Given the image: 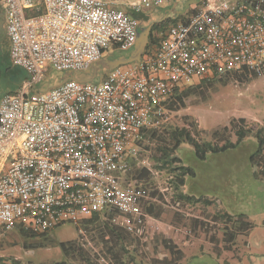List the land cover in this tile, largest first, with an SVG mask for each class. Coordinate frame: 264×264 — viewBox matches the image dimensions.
Returning a JSON list of instances; mask_svg holds the SVG:
<instances>
[{"label":"built area","instance_id":"built-area-1","mask_svg":"<svg viewBox=\"0 0 264 264\" xmlns=\"http://www.w3.org/2000/svg\"><path fill=\"white\" fill-rule=\"evenodd\" d=\"M169 1L123 9L108 0H0L12 63L28 74L19 92L0 101V238L18 227L79 224L104 209L144 234L147 191L124 175L144 132L166 117L167 99L185 78L264 66V0H204L139 61L98 81L73 78L31 91L47 65L82 72L111 46L132 49L140 26L132 12Z\"/></svg>","mask_w":264,"mask_h":264},{"label":"rangeland","instance_id":"rangeland-1","mask_svg":"<svg viewBox=\"0 0 264 264\" xmlns=\"http://www.w3.org/2000/svg\"><path fill=\"white\" fill-rule=\"evenodd\" d=\"M203 2L204 0H171L160 7L145 8L141 12L145 11L148 15L141 13L137 16L139 19H148L145 23L139 21V43L147 51L153 52L161 45L170 25L182 20V15H190L194 4L200 7ZM163 17L164 20L171 21L165 22L163 29L154 28L156 23L162 21L150 27L151 22ZM0 44L1 101L5 95L19 92L28 81L27 72L12 63L11 40L1 6ZM111 48L112 46L109 49ZM115 53L119 54L121 51L116 50ZM109 71L107 58L104 57L93 65L91 71H72L71 74L78 80H86L88 77L98 81ZM62 73L47 65L45 79L37 83L31 91L42 92L50 89ZM184 80L179 89L197 88L192 89L185 107L169 112L158 124L156 129L163 136L174 128L186 127L198 142L216 143L225 135L222 129L230 125L232 119L245 117L248 124L255 123L256 119H264V69L261 75L251 81L232 79L210 82L198 78ZM259 124L264 130V123ZM215 131L219 133L217 136L214 135ZM236 138L232 133L231 139L235 141ZM148 144L142 145L138 164L150 170V198L147 205L153 204L151 214L145 217L146 229L142 238L128 243V250L122 253L120 262H115L104 246L99 224H92L87 230L82 223H67L49 231L47 237L55 241L77 239L97 264H133V260H130L133 258L137 264H178L179 260L175 257L170 259L171 253L165 245L166 239L174 241L169 237L174 234L183 237L182 240L193 241L210 240L219 243L222 239H234L241 231L237 226L238 221H241L238 213L252 212L257 208V199L264 197L260 167L251 160L258 149L256 136L252 134L246 137L237 147L225 152L210 153L203 161L197 158L192 145L183 143L172 153V157L177 160L170 158L166 164L161 160V139L151 140ZM256 159L264 165V147ZM181 165L190 166L194 175L186 176V184L177 187L175 172L179 171L174 169ZM189 194L195 197L190 199L181 196ZM222 202L237 215L224 216ZM38 241L28 242L14 229L0 240V258L6 264H54L66 259L57 245L41 246ZM68 263L87 264L86 261L69 259Z\"/></svg>","mask_w":264,"mask_h":264},{"label":"trees","instance_id":"trees-1","mask_svg":"<svg viewBox=\"0 0 264 264\" xmlns=\"http://www.w3.org/2000/svg\"><path fill=\"white\" fill-rule=\"evenodd\" d=\"M191 11L193 12L194 9H192ZM132 14L138 16V14L135 12H132ZM181 17L182 20L186 19L185 15H182ZM165 22L169 23L171 21L167 19L163 20L160 23H156L154 25V28H157L158 30L163 29V25L165 24ZM263 69L264 66L260 68L245 67L240 71L228 73L223 77H215L212 79H204V80L210 82L226 81L232 79H238V80L244 79L247 81H251L252 79L261 75ZM58 84H59L58 80L52 83V85L54 86ZM193 88H197V87H190L186 90H181L177 88L175 93L166 101L165 106L168 113L174 110H178L182 107H185L186 99L189 95L192 94ZM156 128L157 126L150 128L144 132L143 139L140 142V145L142 147V145L146 143L148 144L149 142H151V140L161 139V144L163 145V151L161 152V160L163 161L164 164L169 162L170 158L171 160H177L175 157H172V153L175 152L183 143H188L192 145L196 152L197 158L203 161L207 158L208 154L221 153L229 149L235 148L241 142H243L246 137L254 134L258 139V149L257 152H255L252 155L251 160L253 163H255L260 167L259 173L261 174L262 177H264V165L259 163L256 159L258 156H260V154L263 151L264 130H262V126L257 122L248 124V121L245 117L232 119L230 125H226L222 129V131L225 134L219 139V141L223 142L222 144H220L219 141L216 143H211V142L200 143L195 139V137H193L190 129L186 127L174 128V130L170 131L165 136L161 135ZM232 133H234L237 137L235 141L231 139ZM217 134H219L218 131H215L214 135L217 136ZM147 146H149V144ZM138 160L139 158L131 162L130 168L127 170L124 176L127 181H136L137 187L139 189H146L147 195L145 197H142L141 199V207L143 208L146 217V215L151 214V209L153 205V204L147 205L148 204L147 201L150 198V191L148 185L150 184L149 175L151 174L148 167L145 166L141 167L138 164ZM176 170L179 171V172H175L176 173L175 181L177 187H181L182 185L186 184L185 182L186 176L194 175V171L190 166L181 165L180 167H175L174 171ZM181 196H183V198L185 197L190 199L195 197L194 195L191 194L181 195ZM116 215H117L116 211H110L104 209L95 212L91 217L80 221V223H82L87 230L90 225L99 224L100 226L99 230H102L101 236L103 237L102 241L104 246L107 247L108 252L113 256L115 262L116 261L120 262L122 260V253L128 250V245H129L128 243H130V241H138V239L142 238L143 234L140 235L137 231L129 230L120 219L114 220ZM224 216L231 217L232 215L225 213ZM238 219L243 221L242 215L238 216ZM243 224L245 225V228L250 227L249 222H244ZM58 227L60 226H57L56 228ZM51 230L35 232V231H27L21 227L15 229V231L21 237H23L24 240L28 242H34V240H39L38 242L39 245L41 246L57 245L66 259L63 261L56 262L54 264H69L68 259L71 261H86L87 264H97L95 261L92 260L90 253L82 246V244L77 239L70 241H55L53 238L47 237V234ZM10 232L6 233L2 238H0V240H3L4 237ZM165 245L167 246L169 252L171 253L170 259L172 257H175L176 260H180L183 257L182 250L176 245L174 241L166 239ZM130 260H133L132 261L133 264H137L135 263L134 258ZM0 264H6L3 262V258H0ZM14 264H18V263L14 262Z\"/></svg>","mask_w":264,"mask_h":264},{"label":"crops","instance_id":"crops-1","mask_svg":"<svg viewBox=\"0 0 264 264\" xmlns=\"http://www.w3.org/2000/svg\"><path fill=\"white\" fill-rule=\"evenodd\" d=\"M108 1L116 4V6L120 8L128 9V6L134 3L136 0ZM141 13L148 15V13L145 11H140L137 14L140 15ZM147 20L148 19H145L144 17L139 19V21L144 23ZM140 29L141 25L139 27V30ZM116 50H120L121 53L116 54ZM134 50L135 47L128 51H122L118 47L113 46L111 49H108L105 52L102 58L105 57L109 60L119 59L121 56L129 58ZM147 52L148 51L145 49L142 56ZM87 79L89 78L87 77ZM256 122L262 124L264 123V119L261 121L256 119ZM260 178V180H262L261 182H263L264 177L260 176ZM256 204L257 208L252 212L242 211L238 213L239 215H242L243 221H238L239 223L237 226L238 229H241V231L236 236L237 238H230L228 240L222 239L218 243L217 241L210 240H182L183 237H180V235H168L174 240L176 244H178L179 248L183 252V257L178 261V264H264V197L257 199ZM221 208L224 210L223 213L237 215L232 209L226 206L224 202L221 203ZM244 222H249L250 227L245 228V225L243 224Z\"/></svg>","mask_w":264,"mask_h":264},{"label":"water","instance_id":"water-1","mask_svg":"<svg viewBox=\"0 0 264 264\" xmlns=\"http://www.w3.org/2000/svg\"><path fill=\"white\" fill-rule=\"evenodd\" d=\"M165 17L161 18V19H156L154 20L153 22L150 23V27L153 26L156 22H160L162 20H164ZM140 27V26H139ZM135 50L134 52L132 53V55L127 58L125 56H121L119 59H114V60H109L107 59V62H108V66H109V69L110 70H113L114 68L118 67V66H121V65H124V64H127V63H130V62H134V61H139L142 57V54L144 53L145 51V47L142 46L140 43H139V32H138V38H137V42L135 44ZM95 64V63H94ZM91 65V67L87 70H84L82 72H86V71H91L92 68H93V65ZM72 71H66L62 74V76L59 78L58 82L59 84L60 83H63L67 80H70V79H73V76L71 74ZM85 81H93L92 78H89V79H86Z\"/></svg>","mask_w":264,"mask_h":264},{"label":"flooded vegetation","instance_id":"flooded-vegetation-1","mask_svg":"<svg viewBox=\"0 0 264 264\" xmlns=\"http://www.w3.org/2000/svg\"><path fill=\"white\" fill-rule=\"evenodd\" d=\"M170 1H171V0H170ZM170 1H169V2H170ZM169 2H168V3H169ZM168 16H170V15H168ZM162 21H163V20H162Z\"/></svg>","mask_w":264,"mask_h":264}]
</instances>
